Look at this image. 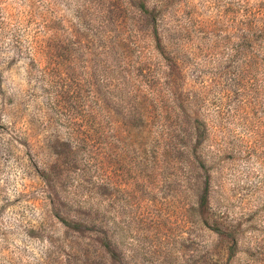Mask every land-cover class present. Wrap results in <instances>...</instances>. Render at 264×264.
Returning <instances> with one entry per match:
<instances>
[{
    "label": "rangeland",
    "instance_id": "1",
    "mask_svg": "<svg viewBox=\"0 0 264 264\" xmlns=\"http://www.w3.org/2000/svg\"><path fill=\"white\" fill-rule=\"evenodd\" d=\"M138 1L0 0V264L259 261L264 45L238 37L264 0H165L173 67Z\"/></svg>",
    "mask_w": 264,
    "mask_h": 264
},
{
    "label": "trees",
    "instance_id": "2",
    "mask_svg": "<svg viewBox=\"0 0 264 264\" xmlns=\"http://www.w3.org/2000/svg\"><path fill=\"white\" fill-rule=\"evenodd\" d=\"M136 5V3H135ZM168 5V2L165 0H139L138 1V10L139 15L142 19V21L150 28V32L152 34L153 40L155 41V46L158 49L161 56L168 61V65L175 66V61L173 56L166 55L169 54V51L171 52V41L168 39V41H165V36L163 34V30L161 28V16L163 14V10ZM248 22H245L242 26V35L239 36V51L242 50L244 46H251L252 44L259 46L264 45V25H256L253 26L252 21L249 18H246ZM257 21V19H256ZM254 35V38H253ZM264 53V52H263ZM165 54V55H164ZM238 71L237 75L240 76L239 73H241V70L239 68L237 70H234V73ZM180 107H182L184 110H186L185 104H180ZM190 114H194L189 112ZM192 116L191 121L193 129H192V136L191 138V151L193 155H196L197 162L199 163V166L201 169H204L206 158L203 154H197L196 152L199 151V148H201V143L205 139L206 135H208L207 131V124L205 121H203L199 116L190 115ZM188 118V116H187ZM193 140V141H192ZM209 183H210V174L207 173L205 175L204 180V187L201 191V193L198 196V207L203 210L206 208L209 202ZM236 225L228 224L223 226L222 224H214L210 226V229L212 232H214L218 237H221L222 240L226 241L225 246V253L227 254V257H232L235 255L239 248L241 247V230L238 227H235ZM246 252L251 253V251H254L253 254H257V258L259 261H256L257 264H264V240L262 242H256L253 244V246L248 247Z\"/></svg>",
    "mask_w": 264,
    "mask_h": 264
}]
</instances>
